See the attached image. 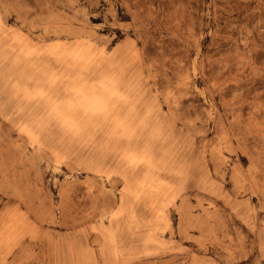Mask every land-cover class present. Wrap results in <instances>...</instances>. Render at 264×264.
I'll use <instances>...</instances> for the list:
<instances>
[{
	"label": "rangeland",
	"instance_id": "374dc122",
	"mask_svg": "<svg viewBox=\"0 0 264 264\" xmlns=\"http://www.w3.org/2000/svg\"><path fill=\"white\" fill-rule=\"evenodd\" d=\"M109 81L151 166L108 119L69 126L70 88ZM162 163L184 178L156 217ZM74 240L86 264H264V0H0V264H76Z\"/></svg>",
	"mask_w": 264,
	"mask_h": 264
},
{
	"label": "bare ground",
	"instance_id": "6f19581e",
	"mask_svg": "<svg viewBox=\"0 0 264 264\" xmlns=\"http://www.w3.org/2000/svg\"><path fill=\"white\" fill-rule=\"evenodd\" d=\"M2 24V23H1ZM8 30V29H7ZM6 36V35H5ZM8 38V37H7ZM3 40V39H2ZM16 43V42H15ZM18 46V45H17ZM61 46V45H60ZM36 47V46H35ZM70 47V46H69ZM25 50V49H24ZM33 50V49H32ZM86 51V50H85ZM72 52L70 55H67L68 59L64 62L65 65L70 68L74 69L76 67L81 68L84 65L90 61L91 57L89 54H86V52ZM103 51V50H101ZM45 53V52H44ZM6 55V54H5ZM54 56V55H53ZM101 56V55H100ZM62 57V56H61ZM41 60V59H40ZM58 60V59H56ZM63 61V60H62ZM95 61V60H94ZM3 63V62H2ZM7 63V62H6ZM5 63V64H6ZM62 63V62H61ZM17 65V64H16ZM41 65V63H40ZM127 66V65H126ZM3 67V66H2ZM84 68V67H83ZM130 69V68H129ZM79 70V69H78ZM81 70V69H80ZM88 72V71H87ZM129 73V72H127ZM28 76V75H27ZM107 77V76H106ZM28 78V77H27ZM105 78V77H104ZM125 78V77H124ZM108 79V77H107ZM73 80V79H72ZM106 80V78L104 79ZM124 81V80H123ZM65 84V83H64ZM127 84V83H126ZM131 84V83H130ZM66 85V84H65ZM64 85V86H65ZM93 85V83L91 84ZM121 85V84H120ZM67 88V87H66ZM128 88V87H126ZM70 92H72L76 100L69 104H67V109L69 110H75L77 111L75 117H68V123L69 126L74 130L75 132H85L87 131L88 127L91 125L94 118L100 119H108L111 121V123L114 125L117 131H119L120 138H123L126 140L129 144L125 150V154L128 155V157L133 158L136 162L147 164L151 166L152 164V158L150 156L151 148L150 145L146 146L144 143H136L134 140L137 138L138 140V134L140 130H142L145 125L142 122V115H139L138 112L133 108L132 99L131 97L120 91L115 84L112 82H108L107 86H99V87H90L87 88L85 86L78 87L75 86L73 88H70ZM21 95V94H20ZM69 95V93H68ZM19 97V96H18ZM145 102V101H144ZM34 103V102H33ZM59 103V102H57ZM14 104V103H13ZM143 104V103H142ZM138 105V103H137ZM142 107V106H141ZM32 111H34L32 109ZM61 111V110H60ZM59 111V112H60ZM31 112V111H30ZM58 112V113H59ZM37 113V112H36ZM64 114V113H63ZM62 115V114H61ZM66 115V114H65ZM30 116V115H29ZM28 116V117H29ZM33 116V115H32ZM31 116V117H32ZM149 116V115H148ZM23 117V116H22ZM24 119V118H23ZM149 119V118H148ZM149 124V123H148ZM152 125V124H151ZM149 126V125H148ZM147 126V127H148ZM153 126V125H152ZM46 127V126H45ZM44 127V128H45ZM55 128V127H54ZM59 129V128H58ZM145 131V130H143ZM27 134L31 137L34 136V134L30 131H26ZM62 132V131H61ZM142 132V131H141ZM25 133V132H24ZM26 134V133H25ZM42 134V133H41ZM65 135V134H64ZM105 136V135H103ZM116 137V136H115ZM142 137V136H141ZM73 138V137H72ZM117 138V137H116ZM157 138V137H156ZM147 139V138H146ZM155 140V139H154ZM60 141V139H59ZM104 142V141H103ZM148 142V141H147ZM154 142V141H153ZM164 142V141H163ZM81 143V142H80ZM33 144V143H32ZM126 144V143H125ZM163 144V143H162ZM169 145V144H168ZM167 146V145H166ZM86 147V146H85ZM89 147V146H88ZM70 149V148H69ZM93 149V148H92ZM96 150V149H95ZM74 152V151H73ZM154 152V151H153ZM167 154V153H166ZM165 154V155H166ZM92 155V154H91ZM90 155V156H91ZM80 156V155H79ZM57 157L56 163L59 165L61 162H63L61 159L63 158L61 154L57 153L55 155ZM154 158V157H153ZM170 158V157H169ZM163 159V158H162ZM167 159V158H166ZM87 160V159H85ZM154 160H156L154 158ZM153 160V161H154ZM165 160V159H164ZM169 160V159H168ZM183 161V160H182ZM181 161V162H182ZM160 163V162H159ZM174 164V162H173ZM181 164V163H180ZM157 169L161 175H163L164 178H154L151 179L146 185H147V194L148 197L152 199V209L153 212H156V217H161L162 209L160 208V200L167 197L168 195V189L170 190V183L167 181L168 175H173V177L178 178H184L183 171L180 168L174 167L171 163L166 164H158ZM87 171L91 172L93 175L101 177L103 176L105 179H109L110 175H106L103 172L97 170V169H91L89 167L85 168ZM182 176V177H181ZM102 179V178H101ZM126 179V178H125ZM128 180V179H127ZM135 184V183H134ZM139 190V189H138ZM130 191V190H129ZM122 193V192H121ZM123 194V193H122ZM136 194V193H135ZM125 195V194H124ZM131 198V197H130ZM148 199V198H147ZM156 199V201H155ZM158 199H160L158 201ZM122 201V197H121ZM150 202V201H149ZM118 209V208H117ZM123 209V208H122ZM122 213V212H121ZM155 214V213H154ZM103 220L109 221L110 217H113L115 213L110 212H102ZM120 215V214H119ZM101 216V215H100ZM99 218V217H98ZM20 222V221H19ZM97 222V221H96ZM14 223V222H13ZM101 223V222H99ZM24 224V223H23ZM96 224V223H95ZM102 225V224H101ZM13 226V225H12ZM11 226V227H12ZM15 226V225H14ZM20 226V225H19ZM22 226V225H21ZM94 226V225H93ZM16 227V226H15ZM105 227V226H103ZM99 228V227H97ZM92 228L94 235L101 234V227L99 229ZM149 228V227H148ZM6 229V226H5ZM4 229V230H5ZM9 229V228H7ZM105 229V228H104ZM150 229V228H149ZM148 229V230H149ZM3 230V231H4ZM2 231V230H1ZM14 231V230H13ZM12 231V232H13ZM103 231V230H102ZM106 231V229H105ZM108 231V230H107ZM11 232V229H10ZM21 232V230H20ZM111 233L110 231H108ZM154 230H150V234L153 233ZM9 233V231H8ZM17 233V232H16ZM15 233V234H16ZM104 233V232H103ZM102 233V235H103ZM13 234V233H12ZM108 233H106L107 235ZM18 235V234H17ZM112 235V234H110ZM10 236V235H9ZM12 236V235H11ZM15 236V235H14ZM19 236V235H18ZM108 236V235H107ZM6 239L8 237L5 236ZM11 238V237H9ZM105 238V237H104ZM111 239V237H108ZM148 242L154 241V238L152 234L147 236ZM145 239V238H144ZM12 240V239H11ZM114 240V239H113ZM71 241V240H70ZM111 241V240H110ZM5 242V241H4ZM113 242V241H112ZM147 242V239H146ZM18 243V242H17ZM121 243V242H120ZM4 244V243H3ZM10 244V243H9ZM8 245V244H7ZM112 245V244H111ZM115 245V244H114ZM1 246V245H0ZM5 246V245H4ZM15 245H13L14 247ZM81 244L79 241L74 240L72 241L71 245L68 247L65 254H63V258L65 262L70 263H76V264H84L86 261V258H88L86 255H84L83 251L81 250ZM116 247V246H115ZM12 248V247H11ZM15 248V247H14ZM10 249V248H9ZM8 250V249H7ZM101 251V250H100ZM112 251V250H111ZM115 251V250H114ZM5 252V251H4ZM3 252V253H4ZM113 252V251H112ZM116 252V251H115ZM8 252H6L7 254ZM117 256V255H116ZM5 257V256H4ZM86 264V263H85Z\"/></svg>",
	"mask_w": 264,
	"mask_h": 264
}]
</instances>
